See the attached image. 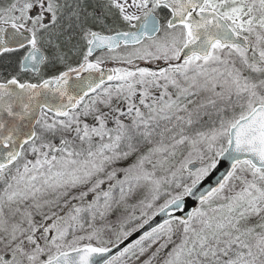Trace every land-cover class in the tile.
I'll return each mask as SVG.
<instances>
[{"label": "snow or ice", "instance_id": "6c2138e0", "mask_svg": "<svg viewBox=\"0 0 264 264\" xmlns=\"http://www.w3.org/2000/svg\"><path fill=\"white\" fill-rule=\"evenodd\" d=\"M0 264H264V0H0Z\"/></svg>", "mask_w": 264, "mask_h": 264}]
</instances>
